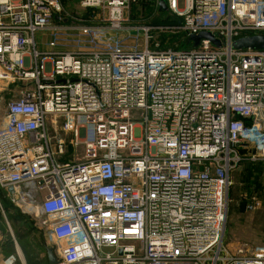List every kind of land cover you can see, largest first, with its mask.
I'll return each instance as SVG.
<instances>
[{
	"label": "built area",
	"instance_id": "2783aa9c",
	"mask_svg": "<svg viewBox=\"0 0 264 264\" xmlns=\"http://www.w3.org/2000/svg\"><path fill=\"white\" fill-rule=\"evenodd\" d=\"M79 2L143 42L41 50L63 0H0V188L40 202L60 264H264L224 244L230 175L264 161V48L232 45L264 35V0H167L178 22L139 25L135 0Z\"/></svg>",
	"mask_w": 264,
	"mask_h": 264
},
{
	"label": "rangeland",
	"instance_id": "374dc122",
	"mask_svg": "<svg viewBox=\"0 0 264 264\" xmlns=\"http://www.w3.org/2000/svg\"><path fill=\"white\" fill-rule=\"evenodd\" d=\"M63 1V19L55 22V28L36 33L39 49L89 50L119 40L125 46L143 42L142 30L126 34L108 29L106 26H109V23L104 20L105 17L99 10L84 8L79 0ZM148 2L135 0L130 18L133 25L142 22L158 24L154 23L156 17L161 20L169 18L167 11L159 10L156 16L150 17L153 8H148ZM169 39L176 43L175 39ZM170 40L167 43L171 42ZM8 98V95H4L3 99H0V110H3ZM134 134L139 137L140 128L136 127ZM71 156L72 152H68V157ZM230 177L229 212L224 244L233 251H252L264 246V161H243L232 171ZM13 198L15 201H12L5 190L0 189V217L9 220V227L1 226L0 234L6 237L9 251L18 252L20 259L17 264H46L44 258L36 253L37 244L41 248L40 244L45 236V216L38 211L40 202L31 200L33 211L29 212L25 202L18 201L17 196ZM242 201H246L244 210L240 209Z\"/></svg>",
	"mask_w": 264,
	"mask_h": 264
},
{
	"label": "water",
	"instance_id": "95a60500",
	"mask_svg": "<svg viewBox=\"0 0 264 264\" xmlns=\"http://www.w3.org/2000/svg\"><path fill=\"white\" fill-rule=\"evenodd\" d=\"M158 4H159V9L161 11L167 10V0H158ZM55 18L59 19V16L56 15ZM190 38L194 42V44L199 43L201 38H207V39H210L217 46L222 45L221 41L217 39L213 33L207 32V31L200 32L199 34H192L190 35ZM232 45L233 47L237 49H244V50L248 48L255 49V50L262 49L264 48V35L254 34V35L242 36L234 40ZM245 204H246V201L241 202L240 204L241 210H244ZM46 251H47L49 264H60V260L55 255L53 246L51 245L46 246ZM121 252L122 251L120 250L119 253L121 254Z\"/></svg>",
	"mask_w": 264,
	"mask_h": 264
},
{
	"label": "crops",
	"instance_id": "0c3cea01",
	"mask_svg": "<svg viewBox=\"0 0 264 264\" xmlns=\"http://www.w3.org/2000/svg\"><path fill=\"white\" fill-rule=\"evenodd\" d=\"M148 1H149L148 2V8L150 10H151V8H153L152 9V12H151V15L156 16L158 14L157 7L154 5V2L153 1H151V0H148ZM165 11H167V10H165ZM146 13H148V11ZM0 205H1V203H0ZM3 225L6 228L9 227V220H8V218L5 219V218H1L0 217V227L3 226ZM41 244H40L41 248L37 244V248H36L37 249V252L36 253H37V255H39V257H43L44 258L43 261L46 264H49L48 256H47V251H46V246H48L50 243L47 240L46 234H45L43 240L41 241ZM9 254L10 255L14 254V255L17 256V260H16V263H15V264H17L18 261H19V259H20V256H19L18 252H14V251L11 252V251H9L6 237H4V235L0 234V264H6L5 259L9 256ZM55 255H56V253H55Z\"/></svg>",
	"mask_w": 264,
	"mask_h": 264
},
{
	"label": "trees",
	"instance_id": "16d2710c",
	"mask_svg": "<svg viewBox=\"0 0 264 264\" xmlns=\"http://www.w3.org/2000/svg\"><path fill=\"white\" fill-rule=\"evenodd\" d=\"M157 10H159L160 12H165V11H161L160 9H157ZM167 17H169V18H166L163 20H161L159 17H156L154 19V23H158V24L161 23L162 24V23L178 22V21H175L173 19H170L171 16H167ZM173 38L175 39V36ZM70 147H71V145H68V152H70ZM68 152L63 158H61V160L68 159ZM0 189L3 190L2 188H0Z\"/></svg>",
	"mask_w": 264,
	"mask_h": 264
},
{
	"label": "bare ground",
	"instance_id": "6f19581e",
	"mask_svg": "<svg viewBox=\"0 0 264 264\" xmlns=\"http://www.w3.org/2000/svg\"><path fill=\"white\" fill-rule=\"evenodd\" d=\"M156 2H157V4H158V0H155ZM88 9H90V8H88ZM158 9H159V4H158ZM167 10H168V6H167ZM163 11H165V10H163ZM56 15H58V14H56ZM55 15V16H56ZM59 16V15H58ZM63 19V18H62ZM62 19H60V17H59V19H56L55 18V21H59V20H62ZM191 39V38H190ZM192 41V40H191ZM193 42V41H192ZM194 43V42H193Z\"/></svg>",
	"mask_w": 264,
	"mask_h": 264
}]
</instances>
